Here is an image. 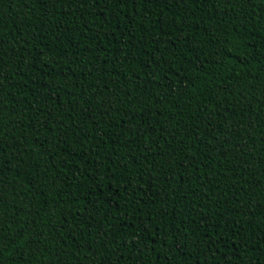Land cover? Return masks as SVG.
Here are the masks:
<instances>
[{
    "label": "trees",
    "instance_id": "16d2710c",
    "mask_svg": "<svg viewBox=\"0 0 264 264\" xmlns=\"http://www.w3.org/2000/svg\"><path fill=\"white\" fill-rule=\"evenodd\" d=\"M0 264H264V0H0Z\"/></svg>",
    "mask_w": 264,
    "mask_h": 264
}]
</instances>
